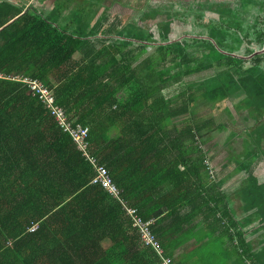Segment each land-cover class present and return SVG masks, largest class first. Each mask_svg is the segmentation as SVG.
Wrapping results in <instances>:
<instances>
[{
	"label": "trees",
	"instance_id": "1",
	"mask_svg": "<svg viewBox=\"0 0 264 264\" xmlns=\"http://www.w3.org/2000/svg\"><path fill=\"white\" fill-rule=\"evenodd\" d=\"M230 11L167 14L156 40L146 27L116 33L103 19L70 31L35 7L0 0V264H160L120 204L91 183L95 169L39 97L10 77L17 73L43 80L68 117L88 127L92 152L138 217L153 222L175 264H190L173 252L201 217L205 239L220 238L217 258L264 264V178L256 173L264 161V53L251 55L264 45V0H239ZM174 23L200 34L172 40ZM199 101L225 113L219 132L238 118L254 121L243 151L220 169L232 162L234 171L220 180L205 148L213 122L192 109ZM236 173L244 174L238 194L247 222L254 233L263 229V253L246 241L224 189ZM163 208L166 228L156 223Z\"/></svg>",
	"mask_w": 264,
	"mask_h": 264
},
{
	"label": "crops",
	"instance_id": "2",
	"mask_svg": "<svg viewBox=\"0 0 264 264\" xmlns=\"http://www.w3.org/2000/svg\"><path fill=\"white\" fill-rule=\"evenodd\" d=\"M10 3L17 4L21 8H28V7H35L38 11L45 14V16L51 17V19L55 20L58 25L60 26H68L70 27V31L78 30L80 27H82L86 31L88 29L94 28L96 25L99 24L98 21L100 19L104 20V22L109 21V23H113V29L115 32L123 33L124 30L128 29L129 27L135 26L132 22H125L124 17L125 14H123L124 9H130L135 11L145 10L144 7L141 5L134 4V0H130V2L127 3V5L124 8V4L120 2V0H7ZM120 2V3H119ZM144 3V2H143ZM148 4V0L147 3ZM145 4V5H146ZM142 7V8H141ZM115 10V11H114ZM149 10V9H148ZM147 11V10H145ZM164 14L167 12L164 10H161ZM174 10H170V12L173 14ZM139 13L136 14L137 17L139 16ZM176 14H183L177 13ZM72 18L75 19V21L72 20ZM137 27V26H135ZM184 80H197L195 77H184ZM188 82V81H187ZM208 149V148H207ZM213 161V160H212ZM211 166V165H210ZM212 167V166H211ZM221 169V168H220ZM219 168L217 169V176L216 179L220 180L222 179L227 173H222ZM216 169H214L215 172ZM213 177V175H211ZM228 182V181H227ZM226 182V183H227ZM225 183L224 189L227 192V195H229L230 201H231V208L233 212L235 213L238 224L240 227H243L242 232H245L246 241L249 243V245L253 249L260 250L259 247L263 245V229L260 227V230L256 233L253 232V229L256 230L255 225L252 226L247 222V217L250 216L251 212H247L246 208L242 202V205L240 206L242 212L239 214L237 212V207L235 205V202L232 200L231 195L229 194L228 185ZM229 183V182H228ZM167 213V210L163 208L162 216L160 215L156 223L159 225L160 220L165 218V215ZM198 223L197 225H201L203 227L202 223V217L195 221ZM162 224V225H161ZM160 226L162 228L167 227V222L160 223ZM200 228L195 233L192 232V238L186 239L181 246H179L177 249L174 250L173 255H180L181 262H188L190 264H247L241 262L236 258V256H230L227 260H224V262L217 258V255L219 254V250H216L215 247H213V241L220 240L219 237H215L214 240L209 241V238H206V235L208 233L203 229ZM189 232H187L184 235H187ZM172 234H169V236ZM206 241L201 246H198L196 248V245L200 241ZM220 242V241H219ZM231 245H235L238 243L237 239H234V241H229ZM227 245V242L225 243ZM164 254V252H163ZM160 263V261H159Z\"/></svg>",
	"mask_w": 264,
	"mask_h": 264
},
{
	"label": "rangeland",
	"instance_id": "3",
	"mask_svg": "<svg viewBox=\"0 0 264 264\" xmlns=\"http://www.w3.org/2000/svg\"><path fill=\"white\" fill-rule=\"evenodd\" d=\"M134 4L141 5L142 7L147 10H141L139 11L124 9L123 14H125L124 20L125 22H132L137 27H146L149 31H151L154 35V38L156 40H162L159 36V30H158V22H161L167 18V14L172 13L170 10H174L173 14L177 13H195V12H220L224 14H229L231 16V9L239 10V0H134ZM124 4V8L127 5L130 0H120ZM119 2V3H120ZM144 2V3H143ZM146 4V5H145ZM141 7V8H142ZM149 9V10H148ZM159 10H164L167 13L166 14H159ZM115 11V10H114ZM139 13L140 17H137L136 14ZM209 13V14H210ZM194 32V35H199L200 30H192L191 27H189L186 24H172V33L170 35V38L172 40L181 38L183 36H186L187 33ZM196 48V49H195ZM151 51L152 49L149 48ZM193 50H201L200 46H194V48L190 49V51ZM207 71H204L199 74H195V77L200 79L201 77H205L208 74L205 73ZM212 74V72H210ZM236 101V100H235ZM229 104L232 106V102H229ZM198 117H206L208 120L213 122L211 124V127L214 129L211 134H213L215 137L213 140L208 142L205 148L210 149V154L213 156V161L210 162V165L214 169H220L224 163H228V158L230 155L237 156L236 154H239L243 151L244 147V141L245 139H248L247 135V129L254 124V121H246L243 119L237 120L236 124H229L228 128L223 131L219 132L217 128V125L224 120L225 113L219 112L217 113V110L213 108V106L209 103H206L204 101H199L195 105H193V108ZM233 114L235 115L234 109ZM244 114V113H242ZM237 117V116H236ZM190 119V115L183 116L182 118H179L178 121H186ZM228 122V121H227ZM232 131H237L239 136L234 137L232 140H229V135L232 133ZM229 140V141H228ZM216 144V145H215ZM233 166H235L234 163L230 162L227 169L225 170L226 173H229L230 170L234 171ZM256 173L261 178H264V161H261L257 164ZM244 174L242 173H236L232 179H230L226 184L228 185L229 194L231 195L232 200L235 202V205L237 207V212L240 214L242 212L240 206L242 205V200L240 198V195L238 194V191L240 189L241 182L243 180ZM260 250L263 253V245L259 247ZM219 258V257H218ZM225 256L221 258V260L224 262ZM235 264H239L238 262Z\"/></svg>",
	"mask_w": 264,
	"mask_h": 264
},
{
	"label": "built area",
	"instance_id": "4",
	"mask_svg": "<svg viewBox=\"0 0 264 264\" xmlns=\"http://www.w3.org/2000/svg\"><path fill=\"white\" fill-rule=\"evenodd\" d=\"M10 77L24 83L34 96L39 97L44 105V108L56 121L57 125L63 132L67 133L71 137L86 163L90 165L92 169H95L96 175L92 178L91 183L103 186L104 189L114 198V200L120 204L126 216L131 218L133 225L139 229L143 242L155 249L157 255L159 256L160 264H175L171 257L163 254L160 242L152 233L150 228L153 222H144L138 217L137 210L131 208L125 198L121 196V189L111 177L108 168L102 164L98 156L92 152L88 127H85L76 120H72L68 117L63 106L57 102L52 89L40 78L22 73L13 74Z\"/></svg>",
	"mask_w": 264,
	"mask_h": 264
},
{
	"label": "water",
	"instance_id": "5",
	"mask_svg": "<svg viewBox=\"0 0 264 264\" xmlns=\"http://www.w3.org/2000/svg\"><path fill=\"white\" fill-rule=\"evenodd\" d=\"M261 53H264V45H263V48H262V49L255 50L251 55H254V54H261ZM251 55H250V56H251Z\"/></svg>",
	"mask_w": 264,
	"mask_h": 264
},
{
	"label": "clouds",
	"instance_id": "6",
	"mask_svg": "<svg viewBox=\"0 0 264 264\" xmlns=\"http://www.w3.org/2000/svg\"><path fill=\"white\" fill-rule=\"evenodd\" d=\"M56 97V96H55Z\"/></svg>",
	"mask_w": 264,
	"mask_h": 264
}]
</instances>
